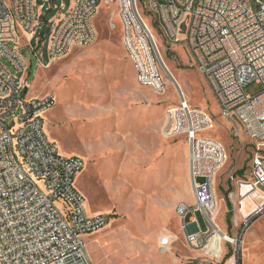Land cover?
Masks as SVG:
<instances>
[{"label": "built area", "instance_id": "obj_1", "mask_svg": "<svg viewBox=\"0 0 264 264\" xmlns=\"http://www.w3.org/2000/svg\"><path fill=\"white\" fill-rule=\"evenodd\" d=\"M39 1L0 0V264H93L84 237L102 231L110 216L88 213L86 200L76 186L85 162L76 156L64 157L49 139L44 115L56 102L50 95L31 96L25 80L28 63L22 50L33 54L39 68L48 69L74 48L93 45L99 10L103 5L114 7L110 28H116L112 21L117 13L139 85L161 94L166 85L159 66L158 42L141 10L142 0H73L72 9L65 15L61 10L53 23H48ZM50 1L44 0V5ZM147 3L158 34L170 46L186 47L211 86L221 115L254 145L250 181L239 183V202H235L239 206L245 198L240 186L243 182L249 186V194L264 192V0ZM40 30L45 31V41L46 34H51L49 65H45L40 50L44 42L36 38V50L30 39ZM254 82L262 92L247 95L246 87ZM178 93L179 106L166 113L164 137H186L195 205L182 202L176 209L187 232L186 243L201 251L219 236L220 243L236 253L231 263L216 260L220 251L211 259L189 264H241L240 239L223 233L214 222L219 209L216 175L228 160L227 152L217 140L201 136L214 128L213 119L188 105L180 87ZM198 212L213 230L204 233L194 223L196 231L189 232L191 225L186 219ZM263 212L264 198L251 214L242 213L236 227H247ZM171 245L172 241L164 237L162 248L167 251Z\"/></svg>", "mask_w": 264, "mask_h": 264}, {"label": "rangeland", "instance_id": "obj_2", "mask_svg": "<svg viewBox=\"0 0 264 264\" xmlns=\"http://www.w3.org/2000/svg\"><path fill=\"white\" fill-rule=\"evenodd\" d=\"M39 6H44L41 12L47 15L48 23H53L61 10L65 15L72 9L73 0H51L45 5L40 0ZM114 9L103 5L99 10L94 21L97 39L93 45L74 48L48 69L39 68L33 54L22 50L28 63L25 80L30 84L31 96L50 95L56 102L54 109L44 115L49 139L64 157L77 156L85 162L76 186L86 200L88 213L110 216V223L102 231L84 237L92 263L187 264L189 255L200 253L186 245L182 222L175 211L179 203L189 204L191 186L180 180L176 183L178 204L170 210V185L159 174L160 168L169 164L171 154L172 162L181 168L188 149L186 137L171 140L164 137L166 113L179 106L180 87L192 108L213 119L214 128L203 131L201 136L217 140L227 152L228 160L216 175L219 214L214 222L223 233L240 239L241 264H264V212L253 217L247 227H236L243 211L252 206L250 203L261 200L249 194V186L243 182L240 186L245 198L240 206H235L239 202V183L250 181L254 145L239 127L221 115L211 86L186 47L170 46L158 34L148 14L147 0L141 1V10L158 40L159 66L166 89L158 94L141 87L138 79L136 84H130L135 66H131L132 60L124 47V29L117 13L112 21L116 28H110ZM44 34L40 30L30 39L36 50L39 49L36 38L44 42L40 50L45 65H49L51 34H46V41ZM245 92L257 96L262 87L254 82ZM110 105H144L145 124L133 125V121L123 116L107 118ZM241 171L243 176L239 174ZM161 214L164 220L169 215L167 222H163ZM196 220L202 232L214 229L202 213L196 214ZM174 232L182 241L165 251L162 239L172 237ZM205 249L212 255L222 251L216 256L219 263L234 262L236 257L229 245L220 243V238Z\"/></svg>", "mask_w": 264, "mask_h": 264}, {"label": "crops", "instance_id": "obj_3", "mask_svg": "<svg viewBox=\"0 0 264 264\" xmlns=\"http://www.w3.org/2000/svg\"><path fill=\"white\" fill-rule=\"evenodd\" d=\"M130 64L132 67H134L132 62ZM136 82H137V72L133 68L132 79H130L129 83L130 84H136ZM149 110H151V109H149ZM146 112H147V109L144 105H110V111L106 112V117L107 118L113 117L114 119H116V118H121L123 116L126 119H128L130 122L133 121V123H134L133 125H139V124L144 125ZM153 113H154V111H153ZM92 118L94 119L95 116L93 115ZM125 124H127V122H125ZM166 124H167V120H166ZM166 124H164L163 129H165ZM172 150H173L172 147L169 148V151L172 152ZM172 155L173 154H171V157L168 160L169 164L161 167L160 168L161 171H159V174L163 175L161 180L168 182V185H170L169 192H170V197L172 199V203H171L172 208H170V210H172V209L174 210V207L178 204L177 203L178 202V191L174 187L176 185V183H178V181L180 180L183 184H185L187 186L189 184L191 186L190 173H189V152H188V149L185 150V154L182 158L181 168H178L177 163L174 164L172 162ZM135 174H136V172H135ZM246 182H248V181H246ZM191 191H192V187H191ZM260 194L264 196V192L259 191L258 195H260ZM221 203H223V201H221ZM261 203H262V199L260 201L254 202V203H250V204H252V206L249 208L248 211L247 210L243 211L244 212L243 214L244 215L251 214L254 211V209L256 208V206L261 204ZM188 205L189 206L195 205V199H194L192 192H191V200H190ZM177 206H176V209H177ZM176 209H175V211H176ZM198 213H200V212H198ZM198 213L190 214L186 219V224L191 225V227L189 229V232H191V233L196 231V228L193 226V224L197 223L196 214H198ZM176 214H177V212H176ZM163 216H164V214L163 215L161 214V218H162L163 222H165V221L167 222L169 215L167 216V218L165 220L163 219ZM181 230H182V233L184 235L185 242H186L187 232L185 230H183V227ZM200 230H201V228H200ZM171 241H172V244H174L176 246L182 240L174 232L172 234ZM186 245H187V243H186ZM211 245H214V244H211ZM176 250H178V248H176ZM219 252H217V254ZM213 256L214 255H212L211 251H208V249H203L200 251L199 254L189 255L187 264H189L190 262L195 261V260L197 261L200 259H211Z\"/></svg>", "mask_w": 264, "mask_h": 264}, {"label": "bare ground", "instance_id": "obj_4", "mask_svg": "<svg viewBox=\"0 0 264 264\" xmlns=\"http://www.w3.org/2000/svg\"><path fill=\"white\" fill-rule=\"evenodd\" d=\"M153 32V31H152ZM155 35V34H154ZM156 40H157V38H156ZM157 42H158V40H157ZM188 105H189V102H188ZM249 189V188H248ZM249 192H250V190H248ZM258 192L259 191H255L254 193H252V194H254L255 196L257 195V198H259V199H263L264 198V196L263 195H258ZM240 206V205H239ZM218 214H219V209H218V212H217V215L216 216H218ZM218 238H219V236H216V237H214L213 239H212V241L209 243V245L210 244H214L215 242H217L218 241ZM167 239H172V237H170V238H167ZM162 243H163V239H162V242H161V245H162Z\"/></svg>", "mask_w": 264, "mask_h": 264}, {"label": "trees", "instance_id": "obj_5", "mask_svg": "<svg viewBox=\"0 0 264 264\" xmlns=\"http://www.w3.org/2000/svg\"><path fill=\"white\" fill-rule=\"evenodd\" d=\"M239 174H240L241 176H243V175H244V172L241 171V172H239ZM230 208H231V211H232V205H231V203H230Z\"/></svg>", "mask_w": 264, "mask_h": 264}]
</instances>
